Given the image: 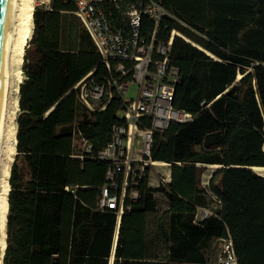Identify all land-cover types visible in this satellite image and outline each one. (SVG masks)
I'll list each match as a JSON object with an SVG mask.
<instances>
[{
  "label": "trees",
  "instance_id": "1",
  "mask_svg": "<svg viewBox=\"0 0 264 264\" xmlns=\"http://www.w3.org/2000/svg\"><path fill=\"white\" fill-rule=\"evenodd\" d=\"M129 1L106 6L116 17ZM162 3L185 24L165 16L158 38L168 41L175 29L211 54L174 35L181 81L173 104L194 117L155 134L152 158L171 163L170 180L151 186L148 175L140 179L139 197H127L119 225L115 209L99 206L108 162L93 156L122 122V99L105 93L94 110L79 100L73 86L91 70L107 75L106 65L82 26L71 38L79 26L72 2L35 7L2 264H110L113 250V264H219L229 235L239 264H264V175L253 169L264 166V0ZM153 28L144 16L140 33ZM79 133L92 154L77 148ZM196 163L219 164L206 187ZM157 192L167 199L164 208ZM210 200L217 206L198 222Z\"/></svg>",
  "mask_w": 264,
  "mask_h": 264
},
{
  "label": "built area",
  "instance_id": "2",
  "mask_svg": "<svg viewBox=\"0 0 264 264\" xmlns=\"http://www.w3.org/2000/svg\"><path fill=\"white\" fill-rule=\"evenodd\" d=\"M34 1L35 7L52 10L55 0ZM63 1L74 4V14L108 70L102 78H98L93 70L89 71L73 86V90L91 110L97 109L105 93L109 97L115 93L123 102V108L118 111L122 122L113 125L110 140L97 156H93L108 162L106 180L100 186L99 206L115 209L119 222L127 197L132 201L139 197V180L148 175L147 167L157 165V160L152 158L155 134H163L172 121L185 122L194 117L173 104L181 72L171 53L173 37L180 32L173 29L168 41L158 38L159 26L165 16L182 24L185 22L162 0H130L127 9L116 17L106 3L114 2L119 7V0ZM144 16L154 22L148 36L139 30ZM133 84L137 89L130 97ZM78 137L82 140L83 152L92 154V145L80 133ZM78 156L83 158L84 154ZM200 212L203 214L199 218ZM212 213L200 208L196 220L201 222ZM218 262L239 264L230 235L222 239Z\"/></svg>",
  "mask_w": 264,
  "mask_h": 264
},
{
  "label": "bare ground",
  "instance_id": "3",
  "mask_svg": "<svg viewBox=\"0 0 264 264\" xmlns=\"http://www.w3.org/2000/svg\"><path fill=\"white\" fill-rule=\"evenodd\" d=\"M34 10V0H10L9 13L2 37V50L0 56V246L2 247V254L0 256V264H2V257L7 244L6 222L9 207V176L17 147V126H14V114L15 107L19 105V99L12 97V83H14L13 75H17V80L20 83V73L22 71L21 64L24 60L25 48L33 32ZM180 35L184 37L182 33H180ZM192 43L207 51L199 44L195 42ZM207 52L210 53L209 51ZM241 76L242 75L239 74L238 78ZM17 86L18 87L15 88L18 90L20 85L17 83ZM155 164L168 165L169 162L157 160ZM196 164L210 168L219 167V164L214 163ZM253 168L264 175V166H253Z\"/></svg>",
  "mask_w": 264,
  "mask_h": 264
},
{
  "label": "rangeland",
  "instance_id": "4",
  "mask_svg": "<svg viewBox=\"0 0 264 264\" xmlns=\"http://www.w3.org/2000/svg\"><path fill=\"white\" fill-rule=\"evenodd\" d=\"M76 23L79 25L77 26L76 28H74V30L72 31V36L71 38L74 39V33H75V30L78 29V27L81 28V24L79 23V20L76 19ZM34 29H35V23H34V26H33V32H34ZM178 31V30H177ZM33 32H32V35H33ZM179 32V31H178ZM187 36H184V38H186ZM32 36L28 39L27 41V45H26V48L30 47V48H33V45H30V40H31ZM187 40L189 39L188 37L186 38ZM190 42L192 41L191 39H189ZM188 40V41H189ZM194 42V41H192ZM25 48V50H26ZM24 62V60H23ZM23 62L21 64V73H20V76H21V82L22 80L25 78V73H24V70H23ZM18 77L17 75H13V82L12 83V97L13 98H18L19 99V89L17 90L16 88L18 87L17 86V83L20 85L21 82L19 83L18 82ZM16 85V86H15ZM14 86V87H13ZM16 87V88H15ZM14 88V89H13ZM20 88V86H19ZM136 89H137V85L136 84H133L132 87H131V95L130 97L134 96L135 95V92H136ZM14 101V100H13ZM14 104V103H13ZM18 104H19V101H18ZM18 113H19V105L17 107H15V114H14V126L16 127L17 126V116H18ZM17 129V127H16ZM75 143H76V146L77 148H82V140L80 137L77 136L76 140H75ZM17 151V150H16ZM15 157V155H14ZM14 160V159H13ZM13 163V161H12ZM171 164V163H170ZM168 164V165H156V166H150V169H149V175H148V184L151 185V186H157L158 184L162 183V182H166L167 178L169 177V173H170V169H171V165ZM12 165V164H11ZM215 168H210V167H204L203 166V172L201 174V179H200V185L201 186H207L208 185V179L211 175V173L214 171ZM258 172V171H257ZM261 174V173H260ZM156 198L158 200V203H159V206L161 208H164L166 205H167V199L166 197L161 193V192H157L156 193ZM217 206V203L215 200H210L209 202V206L207 207H204L203 210H211V208H214ZM203 213L200 212L199 214V218L201 217ZM0 236H1V233H0ZM215 242H212V246L215 245ZM211 252V249L209 250V253ZM2 254V247L0 246V256ZM2 261H3V257H2Z\"/></svg>",
  "mask_w": 264,
  "mask_h": 264
},
{
  "label": "water",
  "instance_id": "5",
  "mask_svg": "<svg viewBox=\"0 0 264 264\" xmlns=\"http://www.w3.org/2000/svg\"><path fill=\"white\" fill-rule=\"evenodd\" d=\"M9 5H10V0H0V56H1V50H2L3 31H4V26L6 23L7 16L9 13ZM116 243H117V237L115 240L114 248L116 247Z\"/></svg>",
  "mask_w": 264,
  "mask_h": 264
},
{
  "label": "crops",
  "instance_id": "6",
  "mask_svg": "<svg viewBox=\"0 0 264 264\" xmlns=\"http://www.w3.org/2000/svg\"><path fill=\"white\" fill-rule=\"evenodd\" d=\"M76 20V19H75ZM78 20V19H77ZM149 169H150V166H149ZM148 175H149V170H148ZM170 175H171V169H170V173H169V177L167 178L166 182H168L170 180ZM166 182H162V183H166ZM159 185V184H158ZM157 185V186H158ZM122 216V215H121ZM120 221H121V218H120ZM120 221L118 222V225L120 224ZM113 259H114V250H113V254L110 258V264H113Z\"/></svg>",
  "mask_w": 264,
  "mask_h": 264
}]
</instances>
